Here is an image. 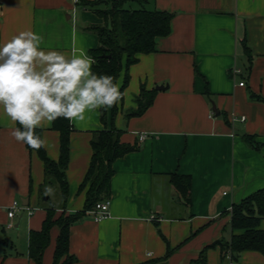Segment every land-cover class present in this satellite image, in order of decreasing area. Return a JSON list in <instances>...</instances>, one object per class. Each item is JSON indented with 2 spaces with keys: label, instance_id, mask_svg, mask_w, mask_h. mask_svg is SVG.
<instances>
[{
  "label": "crops",
  "instance_id": "1",
  "mask_svg": "<svg viewBox=\"0 0 264 264\" xmlns=\"http://www.w3.org/2000/svg\"><path fill=\"white\" fill-rule=\"evenodd\" d=\"M146 5L174 14L171 32L129 67L113 120L111 107L71 122L66 202L59 183L46 177L38 153L11 137L13 122L0 107V264H35L30 233L42 229L47 206L56 208L55 218L84 209L88 186H81L93 133L109 126L136 147L113 164L110 213L120 219L97 222L82 215L69 228V252L60 263L72 256L71 264H200L206 249L205 264H264L261 252L224 257L220 246H212L242 233L231 227L232 207L264 188V0ZM104 23L79 3L73 11L70 0H0V45L32 30L43 36L46 51L71 53L76 47L89 55L99 44L91 28ZM125 75L124 59L120 89ZM143 87L156 90L153 103L143 114L129 116ZM40 130L48 157L59 161L61 133L52 124ZM134 133L147 135L141 141ZM174 175L190 177L189 198L181 195ZM46 186L58 189V196L45 195ZM14 201L28 202L32 214L18 208L9 217ZM59 234L54 225L42 264H54Z\"/></svg>",
  "mask_w": 264,
  "mask_h": 264
},
{
  "label": "trees",
  "instance_id": "2",
  "mask_svg": "<svg viewBox=\"0 0 264 264\" xmlns=\"http://www.w3.org/2000/svg\"><path fill=\"white\" fill-rule=\"evenodd\" d=\"M150 0H79L83 8L92 9L105 23L93 26L99 37V44L89 51V55L96 60L92 70L97 74L120 76L125 59L126 75L121 92L129 82V67L138 62L140 55L156 50V40L167 36L171 32L173 13L149 9L146 3ZM137 2L139 8L127 7V3ZM102 5H105L103 8ZM156 90H147L143 87L136 97L137 109L132 110L129 116H139L151 107ZM118 110V105L112 107V120ZM106 122V114H103ZM52 129L60 134V158L53 161L46 153L44 147L35 150L44 162L45 175L55 178L59 183L63 200L66 202L69 195L66 180V169L70 161V135L72 123L67 119L58 118L52 123ZM42 137V130L37 129ZM252 141L250 136L245 137ZM93 155L89 170L81 188L88 186L85 207L73 215L62 214L55 218L56 208L47 206V216L40 231L32 230L30 233L29 256L35 264H42L44 251L50 242V231L54 225L60 226L57 239L54 264H71L72 256L60 263L61 258L69 252V228L74 221L95 208L97 203L109 199L111 178L114 175V162L125 154L135 150L136 147L122 142L121 131L114 126L105 127L93 133L91 140ZM31 149V148H30ZM33 150V149H32ZM176 186L181 195L189 198L191 193V180L188 175H174ZM264 219V188L253 193L241 203L232 207L231 227L234 233L229 241L219 240L212 246H220L224 257L233 256L236 252L258 251L264 254V229L260 222ZM204 249L197 260L205 264Z\"/></svg>",
  "mask_w": 264,
  "mask_h": 264
},
{
  "label": "clouds",
  "instance_id": "3",
  "mask_svg": "<svg viewBox=\"0 0 264 264\" xmlns=\"http://www.w3.org/2000/svg\"><path fill=\"white\" fill-rule=\"evenodd\" d=\"M70 2L75 11L79 0ZM43 41L42 35L25 30L0 45V107L13 122L11 137L33 150L47 145L37 129L50 127L58 118L85 121L86 113L116 106L125 95L114 76L92 70L96 60L84 49L46 51ZM134 135L143 141L147 134ZM54 194L55 189L46 186L45 195ZM96 208L97 222L120 219L112 217L108 203H97Z\"/></svg>",
  "mask_w": 264,
  "mask_h": 264
},
{
  "label": "built area",
  "instance_id": "4",
  "mask_svg": "<svg viewBox=\"0 0 264 264\" xmlns=\"http://www.w3.org/2000/svg\"><path fill=\"white\" fill-rule=\"evenodd\" d=\"M240 85L243 86V85H244V82H243V83H240ZM243 118L245 119V117H243ZM244 119H243V120H244ZM99 203H108V204H109V209H108V210H109V212H110V199L103 200L102 202H99ZM18 208L28 210V213H29V214H32V212H33L28 206L22 205V204H21L20 202H18V201H14V202L12 203V205L9 207L8 216L12 218V217L15 215V210L18 209ZM97 212H98V210H97V208H96V206H95L94 209L89 210L87 213L93 215L94 218L96 219V213H97ZM106 216H107V214H106ZM96 220H97V219H96Z\"/></svg>",
  "mask_w": 264,
  "mask_h": 264
},
{
  "label": "rangeland",
  "instance_id": "5",
  "mask_svg": "<svg viewBox=\"0 0 264 264\" xmlns=\"http://www.w3.org/2000/svg\"><path fill=\"white\" fill-rule=\"evenodd\" d=\"M129 6V5H128ZM130 6H132L133 8H139L141 7L140 4H138L137 2H131ZM147 6V5H146ZM148 7V6H147ZM56 189V188H55ZM59 192L58 189H56L55 194H54V198H56V196H58Z\"/></svg>",
  "mask_w": 264,
  "mask_h": 264
},
{
  "label": "water",
  "instance_id": "6",
  "mask_svg": "<svg viewBox=\"0 0 264 264\" xmlns=\"http://www.w3.org/2000/svg\"><path fill=\"white\" fill-rule=\"evenodd\" d=\"M159 88H162V87H159ZM45 199L47 200L48 197H45ZM24 205L27 206L28 205V202L27 203H24ZM234 255L237 257V253L236 252L234 253Z\"/></svg>",
  "mask_w": 264,
  "mask_h": 264
}]
</instances>
